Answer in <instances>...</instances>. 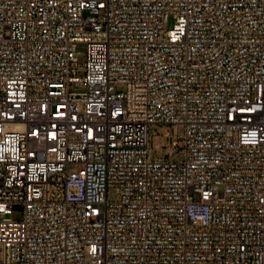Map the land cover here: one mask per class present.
I'll return each mask as SVG.
<instances>
[{
	"label": "built area",
	"instance_id": "1",
	"mask_svg": "<svg viewBox=\"0 0 264 264\" xmlns=\"http://www.w3.org/2000/svg\"><path fill=\"white\" fill-rule=\"evenodd\" d=\"M0 264H264V0H0Z\"/></svg>",
	"mask_w": 264,
	"mask_h": 264
},
{
	"label": "rangeland",
	"instance_id": "2",
	"mask_svg": "<svg viewBox=\"0 0 264 264\" xmlns=\"http://www.w3.org/2000/svg\"><path fill=\"white\" fill-rule=\"evenodd\" d=\"M173 22L171 18L170 23ZM82 54L85 47L80 46ZM80 58H83L81 56ZM170 127L168 125H152L149 132V159L150 160H167L173 162H183L185 160V151L181 150L176 155L170 154L169 148L172 146L171 140L165 135ZM175 139V136H174ZM120 199L116 189L111 188L109 191V201L118 202Z\"/></svg>",
	"mask_w": 264,
	"mask_h": 264
}]
</instances>
